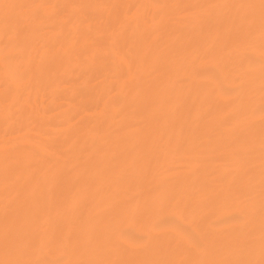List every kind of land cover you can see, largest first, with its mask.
<instances>
[{"label": "bare ground", "instance_id": "6f19581e", "mask_svg": "<svg viewBox=\"0 0 264 264\" xmlns=\"http://www.w3.org/2000/svg\"><path fill=\"white\" fill-rule=\"evenodd\" d=\"M0 264H264V0H0Z\"/></svg>", "mask_w": 264, "mask_h": 264}]
</instances>
